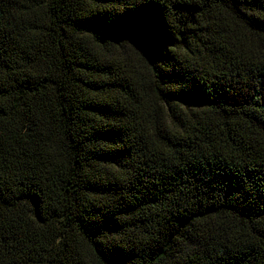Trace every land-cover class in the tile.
Segmentation results:
<instances>
[{
	"label": "trees",
	"instance_id": "obj_1",
	"mask_svg": "<svg viewBox=\"0 0 264 264\" xmlns=\"http://www.w3.org/2000/svg\"><path fill=\"white\" fill-rule=\"evenodd\" d=\"M0 264H264V0H0Z\"/></svg>",
	"mask_w": 264,
	"mask_h": 264
}]
</instances>
